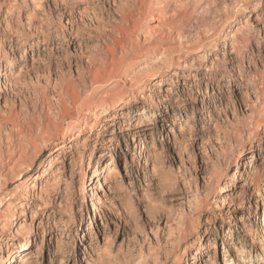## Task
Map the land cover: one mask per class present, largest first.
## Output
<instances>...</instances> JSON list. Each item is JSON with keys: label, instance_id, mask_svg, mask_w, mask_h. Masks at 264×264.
I'll list each match as a JSON object with an SVG mask.
<instances>
[{"label": "rangeland", "instance_id": "obj_1", "mask_svg": "<svg viewBox=\"0 0 264 264\" xmlns=\"http://www.w3.org/2000/svg\"><path fill=\"white\" fill-rule=\"evenodd\" d=\"M143 16L131 34L141 47L95 84L100 64L112 65L109 32ZM1 45V72L5 59L13 65L0 91V155L17 141L11 120L38 138L7 178L0 162L2 264L29 237L21 256L31 264H124L141 247L162 256L165 217L179 214L199 233L165 264H264V0H0ZM72 87L84 106L63 97ZM115 100L129 104L114 111ZM102 152L115 176L97 194L118 209L107 220L84 203Z\"/></svg>", "mask_w": 264, "mask_h": 264}, {"label": "bare ground", "instance_id": "obj_2", "mask_svg": "<svg viewBox=\"0 0 264 264\" xmlns=\"http://www.w3.org/2000/svg\"><path fill=\"white\" fill-rule=\"evenodd\" d=\"M157 16L161 18V15H157ZM148 18H147V16H143L142 18H140L138 20H135L131 17L125 18L124 22H122V24L120 26L115 27V30H116L115 32H109L110 33L108 35V37H110V39L108 38L109 44H105V46L109 52L110 51L112 52V58H111L112 65H109L106 69V68H104V66H106L105 65L106 63H103V64L101 63L102 65L100 64V66L96 69V71L94 73L95 84H97L98 82H101V81L103 82L105 79H108L110 77H114L113 72H114V69L117 68L116 66H118V68H120L118 73L119 74L122 73L121 66H124V64H126L128 58H131L133 55H135V52L141 47L139 42L137 43L133 40L134 38L132 35L134 33H136V30H138L140 25H142L143 21L147 20ZM159 23L160 22H158V24L156 25L157 27H160ZM171 36H172L171 31L167 30L164 33L163 38H166V37L170 38ZM111 45H112V47H110ZM3 47H4L3 45L0 46V54H2V55H3V53L6 52L5 49L2 50ZM157 49H160V48H156L155 51ZM4 61H6L9 66L8 67L4 66L5 73L3 74L1 72L2 62H0V91L2 89L7 90V78H8L7 76L9 75V71H7V69L9 70V68H11L13 65V59H5ZM110 66H112L114 68H112L111 72L108 73V68L110 69ZM64 96L67 98H71L77 106H80V105L84 106L87 103V99H85L81 93L76 92V90L73 87L71 90L67 89L66 91H64L63 97ZM153 103H155V101H153ZM59 104L60 105L62 104V106H63L65 104V99L60 97ZM128 104H129V102H127V101L115 100V103L111 107L114 111H122L124 108H126L128 106ZM166 108H167V106H164V105L162 107L159 106L160 110H164ZM172 111L174 113V115L172 117H174L176 115L175 114L176 110L173 109ZM171 121H172V124H174L175 121L172 119H171ZM81 122H83V121H81ZM11 124H12L15 132H17V141L12 142L10 140L8 143L9 147H8L6 153L0 155V162H2L3 164L4 163L7 164L5 167V170H4V172H6V174L3 175L4 177H6L13 170H15L14 168L18 166L21 159L27 153L26 148H28V146H30V145H34L38 140V138L33 136L34 134L32 135V133L35 129L32 128L33 131H29V128H30L29 127L26 131H24L25 125H23V127H22V125L18 122V120H11ZM51 124H52L51 126L52 127L54 126V128L59 126V124L57 122H54ZM137 125H139V124H137ZM42 126H45V125L42 124ZM139 127H142V125L138 126L137 128H139ZM35 128H37V126H35ZM46 128L48 129L47 126H46ZM70 131L72 133L73 129H71ZM181 132H182V129H181ZM29 133H31V134H29ZM43 133H44V130H43ZM168 133H169V131H167V134ZM135 135L136 134L134 133L133 142H135V140H134ZM47 137H48V135H47ZM71 137H73V136H71ZM181 138L183 139V133H181ZM113 141L114 140L112 138L109 140V143L111 144V146H114ZM175 141H177L176 136H175ZM69 143H71V142L69 141ZM63 147L64 146H62L59 149H62ZM116 149L117 148L115 147V154H113L112 152H109V156L111 157V159L115 160L116 151H117ZM145 150H146V148L145 147L143 148V146H142L141 152L144 153ZM179 150H180V148H179ZM93 155H94V152H92V154H91L90 161L92 160ZM107 156H108V154H106L105 152H102L100 154V159L96 162L95 170L91 174V182L92 183L90 184V186H92V188L90 191L92 193L89 195V200L86 201V199H85V202H84L85 204L90 203V208L92 210L91 212H93L94 217H95V214L98 213L100 217H102L103 219H106V220H107L106 211H108V213L110 215L118 212V209L112 204V202L110 201L109 197L106 194H102V195L97 194L100 191L101 184H106L108 182L109 178H112L115 176L113 166H111V163L106 162ZM114 160L112 161L113 163H114ZM81 161H83L82 157H81ZM97 164H100L99 169H97ZM104 164L106 165L105 170H104ZM125 164H127V159H126ZM146 165L148 166V160H146ZM240 165H241V163L239 162L238 163L239 169H240ZM52 166H53V161L49 157L47 160V165H46L45 169L47 171H49L52 168ZM242 167L244 168V164ZM242 167H241V171H242ZM102 168H103V170L101 172L100 170ZM87 173H88V170L84 169V167H81V175L84 174V176L86 178ZM237 173L234 174V178L237 177ZM72 174H73V172H71V175ZM96 179H97V181L95 182ZM32 187H35V186H32ZM28 190H29V187H28V185H26L25 191L28 192ZM224 201H227V200H224ZM193 203L195 205L196 210H202V208L204 207L205 200H202V198L199 196L197 191L195 192V194L193 196ZM129 210L130 209H128L127 207H124L123 211L121 212V214H122L121 216H124L125 218L130 217L131 212ZM70 211L73 212V209L71 208ZM88 212H89V208H88ZM88 214H90V213H88ZM116 218H119V217L116 215ZM91 224H92V221H91ZM160 227H161V224H158V228H160ZM196 228H197L196 226L194 228V225L189 227L188 220L185 218V216L183 214L181 217H180V214L176 215V217H174V216L170 217L168 215L165 217V224L163 226L164 232H166V234H167V236H166L167 240L164 243V247H165L166 252H165V254H162V256L164 258L162 256H160L158 252H154L152 254L150 253L147 255L145 253L143 247H141L138 257L134 261L126 260L124 262V264H165V262H167L170 258L173 257V256L171 257V255L174 252L177 253L180 250L182 245H184L186 243L187 239L194 232L199 231V230H196ZM30 230H32V232H30ZM30 230L25 229V230H22L20 232H26V234H29V236H30L33 233V224H32V228ZM207 230L208 229L206 228L205 231L200 232L199 248H203L205 246L206 239L204 240V235L206 234ZM108 240H109V238H107V241ZM28 243L29 244L25 249H19V248L14 247V245H12L11 248L8 249L9 259L6 262H8V264H16V261L18 259H21L19 264H31L30 261H33V263H34L35 257L33 255H31L30 253L26 254L23 257L21 256L22 253L28 252L31 250V248H30L31 247L30 237H29ZM123 249H124V246L119 247L120 252ZM185 251H186V249H185ZM2 254H3V249L1 248L0 249V256ZM192 260H194V258H192ZM0 264H2V260H0ZM184 264H190V263L188 262V260H186V262ZM192 264H194V262Z\"/></svg>", "mask_w": 264, "mask_h": 264}]
</instances>
